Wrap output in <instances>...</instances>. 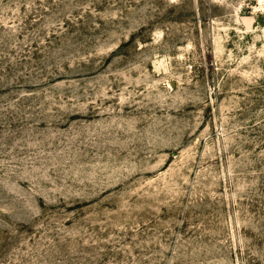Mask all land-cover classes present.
Masks as SVG:
<instances>
[{"label":"rangeland","instance_id":"rangeland-1","mask_svg":"<svg viewBox=\"0 0 264 264\" xmlns=\"http://www.w3.org/2000/svg\"><path fill=\"white\" fill-rule=\"evenodd\" d=\"M0 264H264V0H0Z\"/></svg>","mask_w":264,"mask_h":264}]
</instances>
